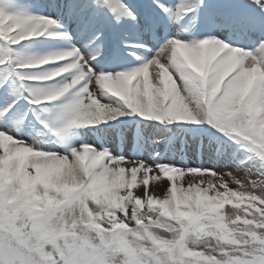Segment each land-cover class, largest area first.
<instances>
[{"label":"snow or ice","instance_id":"6c2138e0","mask_svg":"<svg viewBox=\"0 0 264 264\" xmlns=\"http://www.w3.org/2000/svg\"><path fill=\"white\" fill-rule=\"evenodd\" d=\"M0 264H264V0H0Z\"/></svg>","mask_w":264,"mask_h":264}]
</instances>
